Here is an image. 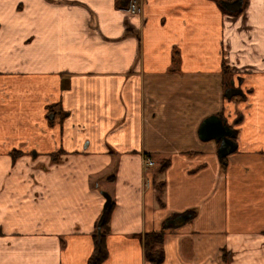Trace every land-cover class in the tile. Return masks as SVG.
I'll return each mask as SVG.
<instances>
[{
  "label": "crops",
  "instance_id": "1",
  "mask_svg": "<svg viewBox=\"0 0 264 264\" xmlns=\"http://www.w3.org/2000/svg\"><path fill=\"white\" fill-rule=\"evenodd\" d=\"M219 1L0 0V264H88L102 192L99 264H264V0Z\"/></svg>",
  "mask_w": 264,
  "mask_h": 264
},
{
  "label": "water",
  "instance_id": "2",
  "mask_svg": "<svg viewBox=\"0 0 264 264\" xmlns=\"http://www.w3.org/2000/svg\"><path fill=\"white\" fill-rule=\"evenodd\" d=\"M221 7L225 9L229 13H236L240 11L242 7L243 0H220L219 1ZM242 95V91L239 88L233 87V82L230 81V86L225 89L224 96L227 99H230L233 96ZM236 136V132L232 129L225 120H223L220 116L211 115L206 117L198 127V137L201 141L215 140L219 142L216 155L220 160L227 155L231 154L235 151L237 144L234 140ZM103 197L105 198V202L103 204L102 214L100 216L98 225L100 226L105 213L110 207V196L106 192H102ZM186 216H177L175 219L171 220L172 224H177L180 222H184Z\"/></svg>",
  "mask_w": 264,
  "mask_h": 264
},
{
  "label": "trees",
  "instance_id": "3",
  "mask_svg": "<svg viewBox=\"0 0 264 264\" xmlns=\"http://www.w3.org/2000/svg\"><path fill=\"white\" fill-rule=\"evenodd\" d=\"M160 161L161 162L159 164L160 165L159 170L161 171L167 166L168 160H160ZM161 187H162V182L159 183V186L157 184V189L159 190V192L161 191ZM107 233H108L107 215H105L101 225L98 228V232L94 234V250L89 259L88 264H99L101 261L105 259L106 248H105L104 239ZM163 236H164L163 231L148 232L145 233L143 236L144 257L146 261H148L150 264H161L163 261L164 258V252L162 248Z\"/></svg>",
  "mask_w": 264,
  "mask_h": 264
},
{
  "label": "built area",
  "instance_id": "4",
  "mask_svg": "<svg viewBox=\"0 0 264 264\" xmlns=\"http://www.w3.org/2000/svg\"><path fill=\"white\" fill-rule=\"evenodd\" d=\"M141 8V0H127V6L126 11L129 13H136ZM145 162L149 165L152 164V162L149 159H146Z\"/></svg>",
  "mask_w": 264,
  "mask_h": 264
},
{
  "label": "rangeland",
  "instance_id": "5",
  "mask_svg": "<svg viewBox=\"0 0 264 264\" xmlns=\"http://www.w3.org/2000/svg\"><path fill=\"white\" fill-rule=\"evenodd\" d=\"M229 77L227 76V79H228ZM226 79V80H227ZM159 164H160V162L159 163H156V167H154V170H153V172L155 173V174H157L158 173V168H159ZM109 195V194H108ZM110 196V195H109ZM110 202H111V198H110Z\"/></svg>",
  "mask_w": 264,
  "mask_h": 264
}]
</instances>
